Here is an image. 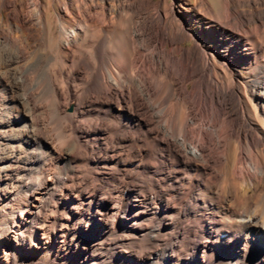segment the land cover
I'll use <instances>...</instances> for the list:
<instances>
[{
    "label": "bare ground",
    "instance_id": "bare-ground-1",
    "mask_svg": "<svg viewBox=\"0 0 264 264\" xmlns=\"http://www.w3.org/2000/svg\"><path fill=\"white\" fill-rule=\"evenodd\" d=\"M263 27L264 0H0V264H264Z\"/></svg>",
    "mask_w": 264,
    "mask_h": 264
},
{
    "label": "rangeland",
    "instance_id": "rangeland-1",
    "mask_svg": "<svg viewBox=\"0 0 264 264\" xmlns=\"http://www.w3.org/2000/svg\"><path fill=\"white\" fill-rule=\"evenodd\" d=\"M262 29H264V27L262 28ZM54 30V31H53ZM51 34H52V36H54V37H58V36H56V35H58V28H57V26H54L52 29H51ZM184 45H190V42L189 41H185L184 42ZM241 73H243V71H241ZM244 74V73H243ZM194 234V233H193ZM192 234V235H193ZM66 244H67V242H66V240L64 241V243H63V245H61L59 242L56 244V248L59 246V247H61V248H63V249H65V251H67L68 250V247L66 246ZM55 246V245H54ZM193 257V256H192ZM61 258V257H60ZM65 262H66V264H68L69 262H68V260H65Z\"/></svg>",
    "mask_w": 264,
    "mask_h": 264
}]
</instances>
